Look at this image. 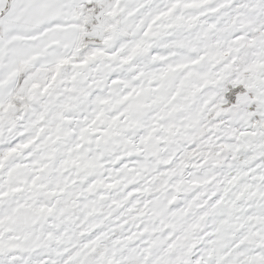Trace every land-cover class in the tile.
<instances>
[{
  "label": "snow or ice",
  "instance_id": "obj_1",
  "mask_svg": "<svg viewBox=\"0 0 264 264\" xmlns=\"http://www.w3.org/2000/svg\"><path fill=\"white\" fill-rule=\"evenodd\" d=\"M0 264H264V0H0Z\"/></svg>",
  "mask_w": 264,
  "mask_h": 264
}]
</instances>
